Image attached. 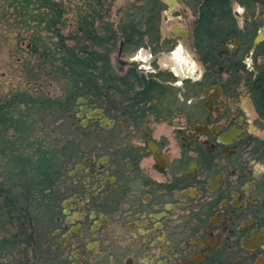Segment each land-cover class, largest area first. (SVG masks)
<instances>
[{
  "label": "flooded vegetation",
  "instance_id": "af4514ba",
  "mask_svg": "<svg viewBox=\"0 0 264 264\" xmlns=\"http://www.w3.org/2000/svg\"><path fill=\"white\" fill-rule=\"evenodd\" d=\"M108 14L78 10L92 85L78 81L62 121L34 116V97H50L28 92L29 115L61 154L45 185L1 164V254L18 264H264V0H130ZM0 104L15 129L17 92ZM55 128L64 135L52 138Z\"/></svg>",
  "mask_w": 264,
  "mask_h": 264
},
{
  "label": "trees",
  "instance_id": "16d2710c",
  "mask_svg": "<svg viewBox=\"0 0 264 264\" xmlns=\"http://www.w3.org/2000/svg\"><path fill=\"white\" fill-rule=\"evenodd\" d=\"M93 3L96 6L91 5L89 9L100 8L103 5L101 0H93ZM30 4L32 5L30 6ZM8 5L13 9L11 16L13 24L32 28L29 39L30 46L37 53L38 61H40L36 62L37 68L42 67L43 69L44 66H47L46 68L52 74L63 77L67 86L65 94L59 98L34 97L35 113L49 115V121H53L54 116H65V112L70 109L80 89L78 81L83 80V87L92 85L90 70L93 68L94 52L91 45L89 46L84 41L80 42L77 32L75 36L72 34L66 36L61 32L65 7L60 0H9ZM134 8L140 9L138 6ZM0 17L5 20L9 18L5 13ZM137 17L131 18V25L137 23ZM76 19L78 21V15ZM8 22L9 20H7ZM83 23L85 26L87 25L85 20ZM116 24L119 27H124L127 23L124 17L120 16ZM122 32L124 37L129 34L125 33V30ZM84 33L89 40L94 41L89 28H86ZM130 34H133V31H130ZM133 35L138 39L140 33ZM52 36L54 39H50ZM67 38L72 43H68ZM130 39L129 37L128 40ZM80 58L83 59L80 60ZM17 97L19 104L23 105L19 107L20 117L17 127L8 129L0 121V166L3 163L7 171L10 168H16L19 178H26L24 184L33 183V179H35L36 185H45L50 178L48 169L51 168L54 152L60 154L61 152L54 148L55 143L43 134L42 127L36 122L37 118L33 122L29 115L33 101L31 95L28 92L20 91L17 92ZM255 105L260 115L264 117V70ZM4 106L8 105L4 104ZM1 108L0 104V113ZM14 141H16L15 153L11 148ZM2 147H8L7 155L4 153L5 159L1 155ZM3 248L4 243L0 241V252Z\"/></svg>",
  "mask_w": 264,
  "mask_h": 264
},
{
  "label": "rangeland",
  "instance_id": "374dc122",
  "mask_svg": "<svg viewBox=\"0 0 264 264\" xmlns=\"http://www.w3.org/2000/svg\"><path fill=\"white\" fill-rule=\"evenodd\" d=\"M9 0H0V16L5 13L9 18L6 20L0 17V98L9 95L11 92H35L49 96L50 98H59L65 94L67 86L65 79L61 76L52 74L47 66L37 68V53L30 46L29 34L30 27L19 26L12 23L13 9L8 5ZM65 7V13L62 20L64 24L61 26V32L68 36H75L78 21L76 19L78 10L94 5L93 0H60ZM102 7L109 10L106 19L113 17L114 9L124 8L130 0H101ZM32 4H30L31 6ZM7 17V16H6ZM7 20L9 22L7 23ZM169 24H164V28ZM54 39V37H50ZM68 43L72 41L67 38ZM51 45V42L49 43ZM170 57L171 55H167ZM165 58V57H164ZM21 105H19L20 107ZM37 116L38 113L33 114ZM62 117L54 118L52 126L55 127ZM55 123V124H54ZM63 125V124H62ZM61 125V126H62ZM67 125V123H66ZM60 126V127H61ZM69 126V125H68ZM67 126V127H68ZM64 129V128H63ZM61 130L54 129L53 136H63ZM23 259L21 256L15 255L9 251L1 254L0 264H18Z\"/></svg>",
  "mask_w": 264,
  "mask_h": 264
}]
</instances>
